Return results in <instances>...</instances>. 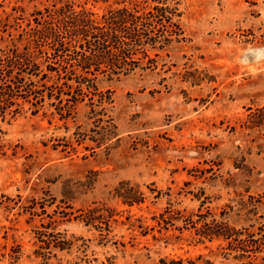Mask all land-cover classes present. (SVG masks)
<instances>
[{
    "label": "rangeland",
    "instance_id": "1",
    "mask_svg": "<svg viewBox=\"0 0 264 264\" xmlns=\"http://www.w3.org/2000/svg\"><path fill=\"white\" fill-rule=\"evenodd\" d=\"M65 1L0 0V48L11 43L1 29L13 8L27 23ZM73 1L97 12L106 7ZM179 1L183 34L158 52L157 69L99 83L113 99L118 137L110 149L91 153L85 141L75 153L53 151V139L70 137L71 121L65 134L56 118L32 115L29 106L13 119L0 116V264H11L16 246L15 264H38L34 231L41 224L86 241V257L77 242L70 254H58L63 264H241L224 257L219 242L199 241L185 222L207 212L219 219L226 210L231 225L245 226L240 199L264 193V126L246 123L264 107V0ZM77 112L81 123L85 110ZM120 182L138 188L144 204L129 208L114 199ZM51 199L46 215L39 205L38 216L20 209ZM93 203L114 211L109 232L74 221ZM162 216L171 219L165 224Z\"/></svg>",
    "mask_w": 264,
    "mask_h": 264
},
{
    "label": "trees",
    "instance_id": "2",
    "mask_svg": "<svg viewBox=\"0 0 264 264\" xmlns=\"http://www.w3.org/2000/svg\"><path fill=\"white\" fill-rule=\"evenodd\" d=\"M92 1L106 7L97 12L86 8L87 3L67 0L35 11L27 23L23 11L13 8L2 24L1 33L7 34L11 43L0 48V116L13 119L29 106L32 115L42 112L56 118L64 125L65 134L71 121L73 132L68 138L53 139V151L61 148L62 153H75L85 141L93 144L85 147L91 153L104 146L110 149L108 143L118 137L111 116L113 99L111 92L99 88V83L156 70L158 52L178 42L183 34L179 0ZM12 32H17L15 39H11ZM79 107L85 110L81 123H77ZM246 123L248 129L264 126V107L251 114ZM113 198L129 208L145 202V195L129 182H120ZM53 202L31 200L20 209L38 216L35 208L39 205L41 215H46V204L51 206ZM261 211L264 193L240 199L237 215L245 217V226L231 225L225 218L226 210L221 211L219 219L209 212L197 215L195 222L188 217L185 226L191 225L199 241L219 242L224 257L241 264H264ZM75 214L74 221L85 227L102 232L105 226L104 231L109 232L114 211L103 203H93ZM170 219L161 217L165 224ZM34 235L33 256L40 260L38 264H63L58 254H70L77 242L81 244L76 249L86 257L88 246L82 238L68 239L66 233L54 232L44 224ZM8 257L11 264L17 263L20 247H13Z\"/></svg>",
    "mask_w": 264,
    "mask_h": 264
}]
</instances>
